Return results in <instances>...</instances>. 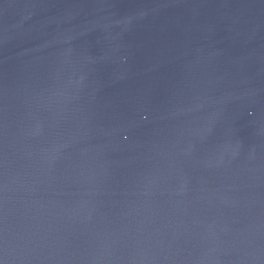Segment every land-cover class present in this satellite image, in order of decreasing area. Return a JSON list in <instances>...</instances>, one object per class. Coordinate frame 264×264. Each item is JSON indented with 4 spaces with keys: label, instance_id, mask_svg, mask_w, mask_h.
<instances>
[{
    "label": "water",
    "instance_id": "water-1",
    "mask_svg": "<svg viewBox=\"0 0 264 264\" xmlns=\"http://www.w3.org/2000/svg\"><path fill=\"white\" fill-rule=\"evenodd\" d=\"M0 264H264V0H0Z\"/></svg>",
    "mask_w": 264,
    "mask_h": 264
}]
</instances>
